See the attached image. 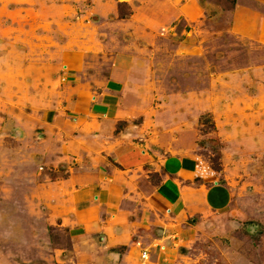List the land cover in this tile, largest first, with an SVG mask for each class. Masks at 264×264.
<instances>
[{
	"label": "rangeland",
	"instance_id": "1",
	"mask_svg": "<svg viewBox=\"0 0 264 264\" xmlns=\"http://www.w3.org/2000/svg\"><path fill=\"white\" fill-rule=\"evenodd\" d=\"M0 264H264V0H0Z\"/></svg>",
	"mask_w": 264,
	"mask_h": 264
},
{
	"label": "crops",
	"instance_id": "2",
	"mask_svg": "<svg viewBox=\"0 0 264 264\" xmlns=\"http://www.w3.org/2000/svg\"><path fill=\"white\" fill-rule=\"evenodd\" d=\"M107 107V109H106ZM111 105L105 103L102 106V109L105 108L106 113H103L106 117L110 113L109 108ZM112 118H106L105 125L108 127ZM110 127V126H109ZM129 153V154H128ZM130 156L128 157L127 156ZM132 155V151L123 152L119 156V161L121 159L125 162L124 164H128L129 166L132 162H134V157ZM127 158V159H126ZM183 158V164H181ZM185 156H182L179 160V171L175 172L173 178L170 177L169 181H166L165 177L166 171L161 169L162 176L161 181L156 185L155 191L161 201L168 206L170 210L173 212H178L177 215H181L182 212L185 214L187 211H191L196 207V204H201V206L207 205L213 210L220 211L222 209L227 208L230 203V194L226 189V184H222L220 182H214L213 185L207 184L206 179L203 178L199 172L198 167L199 164H196V170L194 175L191 178V182L188 185L180 186L179 182L185 181V178L188 176L191 168H192V159L184 161ZM142 160V159H141ZM139 162V159L138 161ZM198 165V167H197ZM181 178L180 180H177ZM184 187H187L186 189Z\"/></svg>",
	"mask_w": 264,
	"mask_h": 264
},
{
	"label": "trees",
	"instance_id": "3",
	"mask_svg": "<svg viewBox=\"0 0 264 264\" xmlns=\"http://www.w3.org/2000/svg\"><path fill=\"white\" fill-rule=\"evenodd\" d=\"M120 6H121V5H119V13H120V17H121L122 19H124L125 16H124V14H123V12H122V9H120Z\"/></svg>",
	"mask_w": 264,
	"mask_h": 264
}]
</instances>
